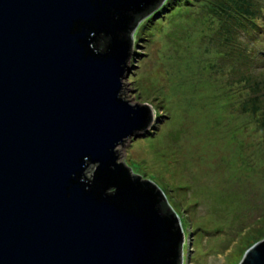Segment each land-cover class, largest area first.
Returning a JSON list of instances; mask_svg holds the SVG:
<instances>
[{
	"label": "water",
	"instance_id": "95a60500",
	"mask_svg": "<svg viewBox=\"0 0 264 264\" xmlns=\"http://www.w3.org/2000/svg\"><path fill=\"white\" fill-rule=\"evenodd\" d=\"M161 1L0 0V264H180L162 193L114 150L150 119L120 81Z\"/></svg>",
	"mask_w": 264,
	"mask_h": 264
},
{
	"label": "rangeland",
	"instance_id": "374dc122",
	"mask_svg": "<svg viewBox=\"0 0 264 264\" xmlns=\"http://www.w3.org/2000/svg\"><path fill=\"white\" fill-rule=\"evenodd\" d=\"M255 1L251 37L262 46L264 0ZM204 6L168 0L132 32L120 95L151 118L115 147V162L161 189L184 235L180 264H237L264 238V131L220 98L235 62L209 41L215 19Z\"/></svg>",
	"mask_w": 264,
	"mask_h": 264
},
{
	"label": "trees",
	"instance_id": "16d2710c",
	"mask_svg": "<svg viewBox=\"0 0 264 264\" xmlns=\"http://www.w3.org/2000/svg\"><path fill=\"white\" fill-rule=\"evenodd\" d=\"M167 1L162 0L155 9L138 19L135 30L132 31L133 35L138 33L137 25H143L149 17L156 15L165 7ZM255 2V0H205L204 7L215 19V28L209 41L217 46L219 58H228L235 62L230 66L232 77L228 85L223 84L225 87L220 88V98L223 100L229 97L230 101L235 99L234 111L247 114V120L255 122L254 129L264 131V45L260 46V43L255 42L256 36L254 39L251 37L252 33L259 32L253 21L261 17L260 7ZM262 9L264 10V7ZM208 30L211 31V27H208ZM238 33L243 35L241 39ZM129 38L131 43L132 33ZM229 85L240 88L234 92ZM229 132L234 133L236 130L232 129ZM159 190L162 192L160 188ZM163 201L168 207L166 200ZM172 214L174 215L173 212Z\"/></svg>",
	"mask_w": 264,
	"mask_h": 264
},
{
	"label": "clouds",
	"instance_id": "9594fccd",
	"mask_svg": "<svg viewBox=\"0 0 264 264\" xmlns=\"http://www.w3.org/2000/svg\"><path fill=\"white\" fill-rule=\"evenodd\" d=\"M126 167V166H125ZM181 229V228H180ZM181 236H182V231H181ZM183 237V236H182Z\"/></svg>",
	"mask_w": 264,
	"mask_h": 264
}]
</instances>
